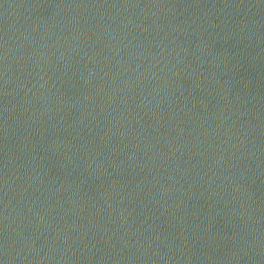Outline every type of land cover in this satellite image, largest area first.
Returning <instances> with one entry per match:
<instances>
[{
  "label": "water",
  "instance_id": "water-1",
  "mask_svg": "<svg viewBox=\"0 0 264 264\" xmlns=\"http://www.w3.org/2000/svg\"><path fill=\"white\" fill-rule=\"evenodd\" d=\"M0 264H264V0H0Z\"/></svg>",
  "mask_w": 264,
  "mask_h": 264
}]
</instances>
